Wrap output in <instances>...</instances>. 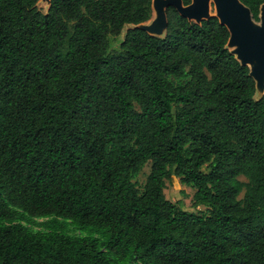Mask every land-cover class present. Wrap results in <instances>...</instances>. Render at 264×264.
<instances>
[{"label": "trees", "instance_id": "obj_1", "mask_svg": "<svg viewBox=\"0 0 264 264\" xmlns=\"http://www.w3.org/2000/svg\"><path fill=\"white\" fill-rule=\"evenodd\" d=\"M39 1L0 0V264H264V97L227 28L170 7L111 52L152 0Z\"/></svg>", "mask_w": 264, "mask_h": 264}, {"label": "water", "instance_id": "obj_2", "mask_svg": "<svg viewBox=\"0 0 264 264\" xmlns=\"http://www.w3.org/2000/svg\"><path fill=\"white\" fill-rule=\"evenodd\" d=\"M40 3L47 4L49 10L51 0H40L38 7ZM170 7L197 25L216 17L229 32L227 49L242 66L249 67L250 76L255 82L256 96L258 99L264 97V3L260 7L257 21L251 9L241 0H192L189 5H185L183 0H152V19L139 25H126L125 28H136L150 36L163 38L169 27L167 11Z\"/></svg>", "mask_w": 264, "mask_h": 264}, {"label": "rangeland", "instance_id": "obj_3", "mask_svg": "<svg viewBox=\"0 0 264 264\" xmlns=\"http://www.w3.org/2000/svg\"><path fill=\"white\" fill-rule=\"evenodd\" d=\"M39 9L42 10L44 13L48 10L47 4H39ZM129 27H126L122 34H120L118 37L113 38L110 42V48L109 51L114 52L118 51L120 44L122 43V39L124 38V35ZM151 163H148L144 166L141 173L138 175V177L135 179V182L137 186L142 190L144 184L146 183V179L150 173ZM245 181L244 178H241ZM195 194V190L191 187L186 186L183 184L179 178L173 177L170 181H166V189H165V195L166 198L173 203L182 202L183 207L187 211L191 212H200L205 211L206 208L203 206L195 207L193 205V197ZM43 220H37L38 223L42 222ZM35 231L41 230V228L35 227ZM78 232H76L77 234Z\"/></svg>", "mask_w": 264, "mask_h": 264}, {"label": "bare ground", "instance_id": "obj_4", "mask_svg": "<svg viewBox=\"0 0 264 264\" xmlns=\"http://www.w3.org/2000/svg\"><path fill=\"white\" fill-rule=\"evenodd\" d=\"M214 11V9H212V12Z\"/></svg>", "mask_w": 264, "mask_h": 264}]
</instances>
